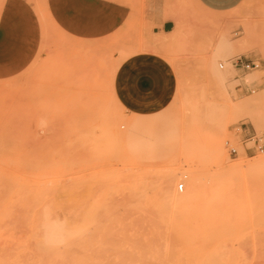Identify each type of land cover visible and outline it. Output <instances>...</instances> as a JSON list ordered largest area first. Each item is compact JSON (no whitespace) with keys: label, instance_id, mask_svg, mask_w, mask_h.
I'll return each instance as SVG.
<instances>
[{"label":"rangeland","instance_id":"rangeland-1","mask_svg":"<svg viewBox=\"0 0 264 264\" xmlns=\"http://www.w3.org/2000/svg\"><path fill=\"white\" fill-rule=\"evenodd\" d=\"M49 1L87 7L52 14ZM75 1L0 0V246L16 206L17 264H79L83 252L89 264H264V165L249 168L264 151L241 143L264 135V0ZM163 21L173 30L154 33ZM225 31L252 39L231 48ZM167 172L178 195L196 178L207 217L164 196ZM78 221L99 244L83 243L92 231L74 232ZM51 224L66 228L50 242Z\"/></svg>","mask_w":264,"mask_h":264},{"label":"bare ground","instance_id":"bare-ground-1","mask_svg":"<svg viewBox=\"0 0 264 264\" xmlns=\"http://www.w3.org/2000/svg\"><path fill=\"white\" fill-rule=\"evenodd\" d=\"M175 9V8H174ZM182 9L180 8V7H178L177 6V10H175V11H172V13H171V15H170V18L171 19H173L174 21H175V23H176V25L180 28L182 25H183V18H182ZM188 33V32H187ZM186 32L185 33H181V34H179V36H177L178 38V41H181V40H184L185 39V37H186V34H187ZM188 36V35H187ZM188 38V37H187ZM221 39L223 40V42L224 43H228V45L231 47V48H234V47H242L243 45H244V42L243 41H250L251 39H252V36H250V34H249V36H245L242 40H241V42H237V44H234V43H231V42H229L228 40H229V37H228V33L225 31V32H223L222 34H221ZM212 70L213 71H217L216 70V68L215 67H213L212 68ZM256 73H258V72H256ZM260 75V74H259ZM262 165H264V159L263 160H261L260 162H257L256 164H254V165H252V166H250L249 168H254V167H256V166H262ZM168 173V172H167ZM195 177V176H194ZM175 179V173L174 172H171V173H168V174H166L164 177H163V183H164V185H163V187H162V191H163V193H164V196H165V194L169 197V199L171 200V201H173V202H178V203H185V205L184 206H182V208H180V209H183V210H180V211H182L181 213L184 215V216H186L187 218H191V219H193V218H205V217H207V215H208V213H209V209H208V207H207V205H206V203L205 202H203L202 201V198L199 196V187H198V185L195 183V181H196V178H193V179H195L194 181H193V183H192V185H191V187H189V188H191V191L189 190V192H187V193H185V194H182V195H178L175 191H173V189L171 188L172 186H171V183L173 182V180ZM16 185H17V183H15ZM12 188V190H13V187H11ZM172 190V191H171ZM188 190V189H187ZM16 198V197H15ZM167 198V197H166ZM175 204H177V203H175ZM5 207V206H4ZM10 208H12L11 210V213L10 214H8V212H7V214L5 213V216L7 215V217H10L13 221H11L10 223L11 224H13V226H11L10 227V229H9V232H8V235H9V237H11V240H10V243L9 244H7V245H4V246H0V264H4L3 262H4V259L7 257V259L8 258H12V261H13V263H11V264H14L15 262V264H17V262L18 263H21L22 261H20L19 262V260H20V258H19V260H18V257H19V254H20V251H19V248H23L24 249V245L21 243V237H20V239H19V236H17V232L20 230V227H21V225H20V221H19V216H18V214H16L15 212H17L18 210L16 209L17 207L15 206V208L13 209V206H11ZM16 209V210H15ZM18 213V212H17ZM0 214H1V212H0ZM26 214V213H25ZM9 215V216H8ZM1 216V215H0ZM2 216H3V214H2ZM76 218V217H75ZM74 218V219H75ZM88 218V217H87ZM26 219H29V218H26ZM78 219V218H77ZM89 219V218H88ZM101 220L103 219V218H100ZM106 219V221H107V223H109L110 222V220H109V222H108V218H104L103 220H105ZM50 220V219H49ZM98 220V219H97ZM102 220V222L104 223L105 221H103ZM40 221V220H39ZM53 221V220H52ZM51 221V222H52ZM80 221H82V220H80ZM80 221H78L79 223H80ZM89 221H90V219H89ZM92 221V220H91ZM90 221V222H91ZM98 221H100V220H98ZM111 221L113 222V221H115V220H112L111 219ZM0 222H1V220H0ZM24 222V221H23ZM26 222V221H25ZM31 222V221H30ZM34 222V221H33ZM41 222V221H40ZM50 222V221H49ZM69 222V221H68ZM67 222V223H68ZM76 222H77V220H76ZM84 222V221H83ZM2 223V222H1ZM1 223H0V225H1ZM54 223H55V221H54ZM63 223V222H62ZM72 222H69L68 223V225L67 226H69V225H73V224H71ZM85 223V225L87 226V224H86V221L84 222ZM25 224V223H24ZM30 224V223H29ZM29 224H28V226H29ZM56 224V223H55ZM60 224V225H59ZM59 224H56L57 226L59 225V226H61L62 227V225H61V223H59ZM78 224V223H77ZM91 224H92V226H93V230H96V226L95 225H93V223L91 222ZM99 224H102V223H99ZM110 224H112L113 225V223H111L110 222ZM46 225V224H45ZM108 225V224H107ZM107 225H105V226H107ZM25 226V225H24ZM64 226V225H63ZM77 226V229H75V230H73V228H71V229H69V228H67L66 229V231L69 229V231L71 232V234H73L72 233V230L75 232V231H82L83 230V232L85 233H87V232H89V230L88 229H90L89 227H87L86 229H85V231H84V227L82 228L81 227V223L79 224V225H76ZM85 226V227H86ZM100 228H101V226L100 225H98ZM98 226H97V228H98ZM113 226H115V222H114V225ZM50 227V226H49ZM55 226H53V224H51V228H50V230H49V234H48V238H49V240H50V242H51V240L52 241H54V239L55 238H57L56 236H59L58 235V233L60 234V232H59V230L60 229H58V227H57V229H55L54 228ZM60 227V228H61ZM78 227H79V229H78ZM27 228V227H26ZM30 229H29V232L32 234V232H33V230H35V229H33V224H31V226L29 227ZM34 228H35V224H34ZM65 228L66 227H64V229H62V233H63V231H65ZM92 228V227H91ZM82 229V230H81ZM102 229V228H101ZM88 230V231H87ZM91 230V229H90ZM114 230V229H113ZM113 230H111L110 229V232L111 231H113ZM45 232L44 233H46V230H44ZM92 231V230H91ZM102 231V230H101ZM27 231H25V233H26ZM29 232H27V234L29 233ZM48 232V231H47ZM104 232H105V230H104ZM109 232V230L106 232V233H108ZM115 232V231H114ZM114 232L111 234V235H113L114 234ZM35 233V232H34ZM77 233H80V232H77ZM77 233H75V234H73V235H75V236H78V235H80V234H78L77 235ZM92 233H93V236H92ZM92 233L90 232V235H88V233L86 234L87 236H86V238H85V241H84V239H83V237H85V235H83L82 236V241H83V243L85 244V242L88 244L89 242H88V239L90 238L91 239V241H93L95 244L97 243V244H99L98 242L99 241H97L96 239V241L94 240V236H96V238H98L97 236V234L99 233V235H101L100 233V231H97V234H96V232H93L92 231ZM103 233V232H102ZM104 234V233H103ZM25 235V234H24ZM39 235H41V234H39ZM44 235V234H43ZM66 235H70V233L69 232H67V234ZM81 235H82V232H81ZM110 234H107V236L109 237V238H111L112 237V239H114L113 238V236H109ZM1 236H3L1 233H0V237ZM29 236V235H28ZM33 236H35V235H32V237ZM38 236V235H37ZM46 236V235H45ZM90 236V237H89ZM91 236L93 237V238H91ZM104 236H106V235H103V237L102 236H100V237H102V239H103V242H101L100 244L102 245L105 241V239L106 240H108L107 238H105ZM60 237V236H59ZM59 237H58V239H59ZM63 238V240H64V237H65V235H63L62 236ZM74 237V236H73ZM46 238V237H45ZM61 238V237H60ZM68 238V239H67ZM65 237V239H67V241L69 240V237ZM71 238V237H70ZM32 239V238H31ZM112 239H110V240H112ZM45 241H47L46 239H44ZM76 240V239H75ZM32 241H34V240H32ZM66 240H65V242H67ZM69 241H71V239L69 240ZM68 241V242H69ZM73 242H74V240H72ZM77 241V240H76ZM50 242H48V243H50ZM107 242V241H106ZM106 242L103 244V245H106ZM31 243V242H30ZM35 243V242H34ZM47 243V244H48ZM78 243H80V242H78ZM21 244L23 245V246H21ZM52 244V243H51ZM51 244L49 245V246H51ZM65 244V243H64ZM75 244H76V247H77V243L75 242ZM107 244H109L111 247H107V249L109 250V248H110V250L111 251H108V250H106V251H108V254L110 253V252H115V244L114 243H112V242H107ZM111 244H113V247H114V251H112V245ZM30 245V244H29ZM33 245V244H32ZM36 245V244H35ZM39 245H41V244H39ZM57 245V244H56ZM66 245H68V244H66ZM79 245V244H78ZM89 245V244H88ZM87 245V246H88ZM53 246V245H52ZM51 246V247H52ZM72 246V245H71ZM82 245H81V243H80V247H81ZM37 246H35V248H36ZM40 246H38V248H39ZM57 247V246H56ZM55 247V248H56ZM73 247H74V245H73ZM76 247H74L75 249H76ZM91 246H88V248H90ZM98 247V245L96 246V248L94 249L93 248V246L90 248V249H92L93 248V251H92V256L93 255H96L97 253H98V251H100L99 253H102V251L101 250H99V248H97ZM101 247H103V246H101ZM41 248V247H40ZM43 248V247H42ZM53 249H55L54 248V246L52 247ZM83 248V247H82ZM104 248H106V247H104ZM22 249V250H23ZM84 249V248H83ZM96 249H98V250H96ZM101 249V248H100ZM9 250V251H8ZM30 250V249H29ZM66 250H68V249H66ZM97 251L96 253L94 252V251ZM204 250V249H203ZM78 251H81V249L80 250H78ZM78 251L76 250V254L78 253ZM84 251V250H83ZM86 251V250H85ZM106 251H104V249H103V254H104V256H106L105 254L107 253ZM205 251V250H204ZM82 252V251H81ZM106 252V253H105ZM10 253V254H9ZM31 253V252H30ZM35 253V252H34ZM40 253V252H39ZM95 253V254H94ZM6 254H9V255H6ZM27 254H29V253H27ZM27 254H23V256L24 255H27ZM36 254V253H35ZM38 254V253H37ZM75 254V253H74ZM81 255L82 254H85L84 252L83 253H80ZM79 254V255H80ZM31 254H29V256H30ZM80 255V256H81ZM99 256L101 255V254H98ZM110 255V254H109ZM114 255H115V253H114ZM10 256V257H9ZM29 256L27 255V257L26 258H29ZM79 256V257H80ZM91 256V255H90ZM97 256V255H96ZM113 256V255H112ZM21 257V256H20ZM76 257V260H78V261H80V263L79 264H83V263H86V261L87 260H85V262L84 261H82V263H81V260L83 259L82 257H80V259L81 260H79L78 258V256H74L73 255V257H71V259L73 260V261H75V258ZM78 257V258H77ZM84 257V256H83ZM94 258H97V260H98V258L99 257H95V256H93ZM102 257V255L100 256V258ZM114 257V256H113ZM33 258V257H32ZM59 258V257H58ZM105 258V259H104ZM108 258H111V257H108ZM107 257H102V261H104L105 260V262H106V259H108ZM115 258V257H114ZM7 259H5L6 260V262H7ZM35 258H33V260L32 261H34V264H35V261H36V259L34 260ZM60 259V258H59ZM62 259H64V258H62ZM62 259H61V261H62ZM84 259H85V257H84ZM245 258H243V260H244ZM22 260V259H21ZM25 260V259H24ZM94 261H95V259H93ZM100 261H101V259H99ZM109 260H111V264H115V263H113L114 261V259L113 258H111V259H109ZM109 260L107 261V263H109ZM67 261V260H66ZM78 261H75L76 263L78 262ZM5 262V263H6ZM88 262V261H87ZM105 262H104V264H105ZM37 263V262H36ZM23 264V263H22ZM66 264H68V263H66ZM87 264V263H86ZM88 264H89V262H88ZM94 264H95V262H94ZM96 264H100V262H97ZM103 264V263H102Z\"/></svg>","mask_w":264,"mask_h":264},{"label":"built area","instance_id":"built-area-1","mask_svg":"<svg viewBox=\"0 0 264 264\" xmlns=\"http://www.w3.org/2000/svg\"><path fill=\"white\" fill-rule=\"evenodd\" d=\"M230 65L233 68H235V69H241L243 71H251V70H255V69L259 68L258 61L246 60V59L244 60V59H241V58L233 59L230 62ZM222 67H223V65L220 64V68H222ZM263 142H264V135L257 136L256 134H250V133L245 134V136L241 140V143L243 144V146H245V145H247L249 143L252 144L249 147H245L244 148L245 151L254 150V151H258V152H263L264 151ZM226 146H227L228 152L230 154H237V151H236L235 147H233L230 142L227 141L226 142ZM177 189L179 191H182L183 185L179 184L177 186Z\"/></svg>","mask_w":264,"mask_h":264},{"label":"crops","instance_id":"crops-1","mask_svg":"<svg viewBox=\"0 0 264 264\" xmlns=\"http://www.w3.org/2000/svg\"><path fill=\"white\" fill-rule=\"evenodd\" d=\"M71 1L78 2L75 0H71ZM81 1L87 2L89 0H79V2H81ZM44 4L48 7L49 13H52V14H54L55 12H58L57 11L58 9L56 10L55 7H66V8L71 7L72 8L74 6H78L80 8V10L87 7L86 5H82L81 3L68 5V4H62V3L57 2V1L56 2L49 1L48 4H46V2H44ZM109 20L115 21L114 16L112 15L111 17H109ZM112 21H111V23H112ZM172 30H173L172 22L171 21H163L154 27L153 32L157 33V34H167V33H170Z\"/></svg>","mask_w":264,"mask_h":264}]
</instances>
